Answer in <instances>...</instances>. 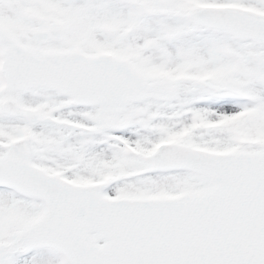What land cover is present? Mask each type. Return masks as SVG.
Wrapping results in <instances>:
<instances>
[{"label": "snow or ice", "instance_id": "obj_1", "mask_svg": "<svg viewBox=\"0 0 264 264\" xmlns=\"http://www.w3.org/2000/svg\"><path fill=\"white\" fill-rule=\"evenodd\" d=\"M0 264H264V0H0Z\"/></svg>", "mask_w": 264, "mask_h": 264}]
</instances>
